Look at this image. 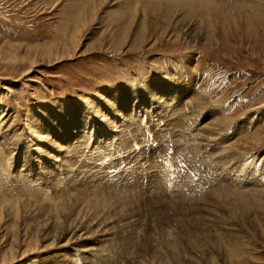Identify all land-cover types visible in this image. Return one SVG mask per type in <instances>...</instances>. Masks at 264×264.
I'll return each mask as SVG.
<instances>
[{
    "label": "rangeland",
    "instance_id": "374dc122",
    "mask_svg": "<svg viewBox=\"0 0 264 264\" xmlns=\"http://www.w3.org/2000/svg\"><path fill=\"white\" fill-rule=\"evenodd\" d=\"M1 114L0 264H264V0H0Z\"/></svg>",
    "mask_w": 264,
    "mask_h": 264
},
{
    "label": "bare ground",
    "instance_id": "6f19581e",
    "mask_svg": "<svg viewBox=\"0 0 264 264\" xmlns=\"http://www.w3.org/2000/svg\"><path fill=\"white\" fill-rule=\"evenodd\" d=\"M133 16H135V14H132ZM125 24V23H124ZM83 27V26H82ZM124 27V28H123ZM123 27H121L122 28V31H123V33H126V30L130 27L129 26V24L127 23V25L126 26H123ZM75 28H76V26H75ZM141 28H142V26H141ZM186 28V30L188 31V35L190 36V37H192L193 39H196V37H198V34L197 33H193V32H195V31H193V27H191V26H186L185 27ZM142 31V30H141ZM121 32V31H120ZM75 33H77V30H75L74 31V33H71V35H69L70 37H69V39H65V40H63L62 39V43H61V46H60V48H58L57 50H54V54H53V57L54 58H56V59H63L64 57H71L74 53H76V50H78L77 49V47H78V42H76V37L74 36L75 35ZM115 52H117V53H119V51H120V49L119 50H117V49H115L114 50ZM49 53H51V52H49ZM42 54V56L43 55H47L48 54V52H43V53H41ZM45 57V56H44ZM43 61V60H42ZM34 62V61H33ZM28 72V71H27ZM153 106V105H152ZM154 108H156V110H155V112L156 111H160L161 112V116L162 117H165V114H166V111L167 110H165V109H167V107L165 108V106H159V105H155V106H153ZM191 108V107H190ZM170 113H174V110H171V108H169V110H168V114H167V116H169L170 115ZM183 114H184V112H183ZM130 116V117H129ZM129 116L125 119V120H131V122L132 123H134V121H135V119H134V117H133V115L132 114H129ZM154 116H156L155 114H154ZM225 117V116H224ZM9 118L8 117H5V115H3V114H1V116H0V122H2V123H7V122H9V120H8ZM221 121V120H220ZM220 121L219 120H216V122H212V124H214V125H219V124H216V123H220ZM226 121V120H225ZM129 122V121H128ZM158 122H160V121H158ZM12 122H9L8 123V125L7 126H5L4 127V129H3V133L4 134H6V130H8L9 129V127H10V124H11ZM173 124V123H172ZM177 124H179V123H177ZM221 124V123H220ZM120 125H121V123H120ZM120 125H119V127H120ZM135 125V124H134ZM139 125V124H138ZM154 125H156V123L154 124ZM177 126V125H176ZM211 126V125H210ZM219 126H221L222 127V124L221 125H219ZM226 126V125H225ZM137 127V126H136ZM214 127V130L213 129H211V128H213ZM224 127V126H223ZM12 128V127H11ZM138 128V127H137ZM206 128L208 129V132L209 133H207V135L209 134V135H211L212 133H216V129H215V126H211V127H209V126H206ZM140 129V128H139ZM139 129H137V130H139ZM14 130H16V128L15 127H13L12 128V131H14ZM210 130H213L214 132H211ZM140 131V130H139ZM144 131V130H143ZM203 131V130H202ZM204 132V131H203ZM217 132H218V129H217ZM201 133V132H200ZM205 133V132H204ZM206 133H205V135H206ZM211 133V134H210ZM264 133V132H263ZM263 133H262V131H261V129H258V130H256V132L255 133H252L251 132V134H253V135H251V137H250V141L252 142V143H258V142H260V140H262V138L264 137V135H263ZM124 134V132H118V135H116L115 137H121V135H123ZM202 134V133H201ZM143 135V134H142ZM203 135V134H202ZM206 135V136H207ZM246 135V134H245ZM249 136V135H248ZM203 137H205V136H203ZM246 137V136H245ZM209 138H212V135H211V137H209ZM248 138V137H247ZM4 140V138L2 139V141ZM208 140V139H207ZM1 141V142H2ZM4 141H6V140H4ZM234 142H236V141H234ZM233 145H232V147H234V145L236 144H234V143H232ZM238 144V143H237ZM229 145V144H228ZM239 145V144H238ZM134 147V146H133ZM231 147V146H230ZM231 147V148H232ZM263 158V157H262ZM261 158V159H262ZM258 162V161H257ZM261 162V161H260ZM259 163V162H258ZM257 163V164H258ZM88 170H91V168L90 169H88ZM99 185H101V184H99ZM78 189V188H77ZM94 189H98V193H99V190H101V189H99V187H97V184H96V186L94 185ZM201 189V188H200ZM183 190V189H182ZM212 190H216V188H212ZM76 191H78V190H76ZM82 191V190H81ZM115 192L116 191H118V190H114ZM114 191H112V192H114ZM79 192V191H78ZM77 192V193H78ZM94 192H95V190H94ZM97 192V191H96ZM101 192V191H100ZM122 192H124V190H122ZM262 192H264V191H260V193L262 194ZM76 193V194H77ZM137 193V192H136ZM155 193V192H154ZM157 194V193H156ZM191 194V193H190ZM212 194L214 195V197L217 199V200H228V192H224V194H218V192H212ZM248 192L247 193H245V192H242V194L240 195V198H244V204H240V202H236V204H238V206H240V208H242V210H246V208H251L250 206H248V204H249V202H246V200H248ZM98 195V194H97ZM99 195H101V193L99 194ZM159 195V194H158ZM187 195V194H186ZM67 196V195H66ZM76 196H78V195H76ZM95 196V195H94ZM151 196H153V195H151ZM184 196H185V194H184ZM189 196V195H188ZM96 197H98V196H96ZM119 197V196H118ZM120 197H122L121 195H120ZM124 197V196H123ZM127 197V196H126ZM72 198V197H71ZM78 198H80V202H84V204H82V206H84V208L85 207H87V206H94V207H97V206H102L103 207V209L105 208V207H107L106 205H107V201H102L101 200V202H99V201H97V199H95L94 197H93V199H92V196H91V198L90 197H88V196H86V195H80V197H78ZM183 198V197H182ZM182 198H180V199H182ZM188 198H190V197H188ZM254 198H255V200H256V203L257 204H255V207L256 208H258V206H261V205H263L264 206V203L262 204V196L260 195V196H254ZM118 199V198H117ZM125 200H126V198H124ZM127 199H128V197H127ZM175 199V198H174ZM115 200H116V198H115ZM114 200V201H115ZM142 200V199H141ZM232 200H234V198L232 199ZM113 201V200H112ZM121 201H123V200H121ZM127 201V200H126ZM137 201V200H136ZM185 200H182V202H184ZM95 202H97V203H99V205L98 204H96ZM111 202V201H110ZM129 202H130V200H129ZM255 202V201H254ZM254 202H252L253 204H254ZM264 202V201H263ZM117 203V202H116ZM119 203V202H118ZM117 203V204H118ZM121 203V202H120ZM119 203V204H120ZM126 203V202H125ZM0 204H2V206L0 207V219H1V213H2V210H3V208L5 207V209L7 208L6 206L7 205H3V203H0ZM110 205H111V203H109ZM123 204V203H122ZM114 205H116L115 203H114ZM121 205V204H120ZM119 205V206H120ZM130 205V204H129ZM257 205V206H256ZM69 206V205H68ZM78 206H80V204H78ZM113 206V205H112ZM111 206V207H112ZM118 206V205H117ZM117 206H115V207H113V208H115V210H117ZM122 206H124V205H122ZM220 206V205H219ZM252 206V205H251ZM262 206V207H263ZM110 207V206H109ZM262 207H260V209H262ZM80 208H82V207H80ZM93 208V207H92ZM108 208V207H107ZM121 208V207H120ZM8 209V208H7ZM94 209V208H93ZM9 210V209H8ZM53 210V209H52ZM56 210V209H55ZM59 210H60V208H59ZM85 210V209H84ZM95 210H96V208H95ZM98 210H99V208H98ZM114 210V209H113ZM121 210H124L123 208H121V209H119L118 210V212H120ZM129 210V209H128ZM242 210H240V212H238V210H236V212H231L232 214H240V216H242ZM10 212H11V210H9ZM97 211V210H96ZM95 211V212H96ZM101 212H102V210H100ZM99 211V212H100ZM125 212H126V209L124 210ZM57 212H58V210L57 211H55V213H54V217L51 215V214H53L52 212L50 213V218H55L57 215ZM123 211H121L120 213H122ZM59 213V215L60 214H62V212L60 213V212H58ZM11 214V213H10ZM99 214V213H98ZM125 214V213H124ZM12 215V214H11ZM122 214H120V216H121ZM109 216V215H108ZM113 216V215H112ZM127 216V215H126ZM13 217V216H12ZM93 217H95V216H93ZM57 218V217H56ZM55 218V220H58V222H60V224H62V220H60V219H56ZM135 218V217H134ZM84 219V218H83ZM83 219H82V221H83ZM104 219V218H103ZM118 219V218H117ZM53 220V219H52ZM93 220V219H92ZM96 220V219H95ZM100 220V219H99ZM127 220V219H126ZM30 222H34L33 221V219H30L29 220ZM41 221H43V220H41ZM98 221V220H97ZM104 221V220H103ZM106 221V220H105ZM44 222V224L46 223L45 221H43ZM101 222H102V219H101ZM258 222H259V220H258ZM94 223V222H93ZM109 223V222H108ZM125 223V222H124ZM28 224L29 223H25V225H27L28 226ZM36 224V223H35ZM41 224V223H40ZM98 224H100V223H98ZM107 223L105 222V225H106ZM42 225V224H41ZM101 225V224H100ZM15 226V224L12 226V228ZM26 229V228H25ZM0 230H1V226H0ZM27 230V229H26ZM4 235H5V233H3V234H1L0 235V238L1 239H3L4 238ZM142 235V234H141ZM50 238H52L51 240H50V242L51 243H54V241H55V235H52ZM10 239H11V245H9L10 246V249L9 250H11V252H13L14 250H15V248H16V243H15V241L16 240H18V236H17V233L15 234V233H10ZM173 240V239H172ZM9 242V241H8ZM50 243V244H51ZM168 244V243H167ZM51 245H53V244H51ZM55 245H53V247H54ZM48 248V247H47ZM171 255H172V259L174 260V258H176V254H174V252H176V248H174V246H172V244H171ZM14 254V253H13ZM11 255V254H10ZM154 255V254H153ZM165 260V259H164ZM142 261V260H141ZM140 261V262H141ZM155 261V260H154ZM166 261V260H165ZM168 262V264H171V262L170 261H167ZM130 264H132V263H130ZM141 264V263H140ZM159 264H161L160 262H159Z\"/></svg>",
    "mask_w": 264,
    "mask_h": 264
}]
</instances>
